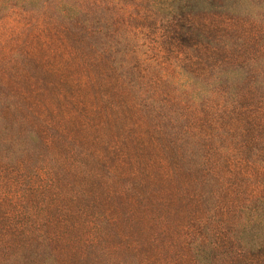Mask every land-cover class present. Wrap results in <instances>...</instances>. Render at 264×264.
<instances>
[{
	"label": "rangeland",
	"instance_id": "1",
	"mask_svg": "<svg viewBox=\"0 0 264 264\" xmlns=\"http://www.w3.org/2000/svg\"><path fill=\"white\" fill-rule=\"evenodd\" d=\"M59 1L0 15V235L9 237L29 218H89L98 205L111 211L108 172L124 170L100 146L107 142L100 127H73L71 104L102 90L113 78L112 58L119 61L128 43L148 64L179 58L214 76L219 94L176 126L207 136L220 128L235 137L223 170L230 179L220 199L204 202L203 218L176 221L188 222L191 236L219 242L216 253H239L240 207L264 196V0H251L253 16L202 0V12L183 10L169 20L158 16L153 0H72L67 12ZM250 124L260 134L253 145L245 142ZM82 184L90 185L83 194ZM246 254L234 264H264V255Z\"/></svg>",
	"mask_w": 264,
	"mask_h": 264
},
{
	"label": "trees",
	"instance_id": "2",
	"mask_svg": "<svg viewBox=\"0 0 264 264\" xmlns=\"http://www.w3.org/2000/svg\"><path fill=\"white\" fill-rule=\"evenodd\" d=\"M46 1L0 0V15L13 6L35 8ZM71 1H59L61 12H67ZM201 2L153 0L152 8L169 20L183 10L191 15L202 12ZM250 3L221 0L218 6L235 16H253ZM172 35L178 39L176 30ZM133 49L127 43L119 61L115 54L110 63L113 78L102 90L82 94L71 104L73 127L78 131L89 125L100 127L107 141L97 138L100 146L110 162H119L124 170L122 176L115 169L111 175L108 172L114 185L109 215L98 205L89 218H29L9 237L0 235V264H184L186 258L193 264H234L246 253L264 255V196L240 207L243 219L236 224L235 237L240 247L234 245L239 253H216L219 242L191 236L186 232L189 223L176 221L203 218L204 202L220 199L230 179L223 171L233 155L228 140L233 145L235 137L220 128L213 136L203 131L192 135L189 127L178 132L176 125L219 94L214 76L179 58L154 66ZM255 126H247L246 144L253 145L260 135L254 134ZM82 185L83 194L90 185Z\"/></svg>",
	"mask_w": 264,
	"mask_h": 264
}]
</instances>
